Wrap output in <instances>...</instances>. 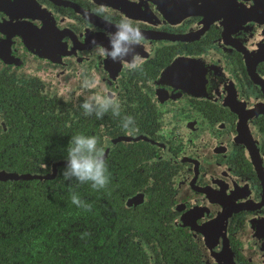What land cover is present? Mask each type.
<instances>
[{"label": "flooded vegetation", "instance_id": "1", "mask_svg": "<svg viewBox=\"0 0 264 264\" xmlns=\"http://www.w3.org/2000/svg\"><path fill=\"white\" fill-rule=\"evenodd\" d=\"M123 19L143 33L142 71L91 43ZM113 96L119 115L84 114ZM79 134L111 174L87 196L63 176ZM31 184H74L92 206L37 258L22 242L40 264H99L113 232L117 264H264V0H0V203Z\"/></svg>", "mask_w": 264, "mask_h": 264}, {"label": "trees", "instance_id": "2", "mask_svg": "<svg viewBox=\"0 0 264 264\" xmlns=\"http://www.w3.org/2000/svg\"><path fill=\"white\" fill-rule=\"evenodd\" d=\"M60 141L62 145L66 146L67 140L65 138L60 139ZM51 150L55 153L59 151L55 146L51 147ZM59 155L61 153L57 156ZM81 185L86 186V189L79 190V195L87 196V185L89 184ZM40 186L41 190L35 191L31 184L26 193L21 195V202L18 204H16L17 199L14 203L8 198L0 203V264H40V260H30L23 254L21 245L24 240L31 242L30 255L32 259L37 258L38 254L36 253L42 250L44 242L51 244L56 242L53 239H58V237L60 242L64 240L65 232L61 234L64 229L58 223L66 221L65 224L67 225V222H73L76 219L74 215L81 216L80 221L83 220V223L91 217L88 211L83 208H78L76 205L71 208L69 199L75 192L73 190L74 184H40ZM56 186L62 188L64 193H60ZM59 218L63 220H57ZM116 234L115 232L108 234V239L114 244L109 252L111 257L100 260L99 264H102L103 261L106 264L122 262L121 247L116 242V239L121 236H115ZM18 246H20L19 250L17 249ZM136 251L131 247L130 255L134 256L133 253L136 254Z\"/></svg>", "mask_w": 264, "mask_h": 264}, {"label": "clouds", "instance_id": "3", "mask_svg": "<svg viewBox=\"0 0 264 264\" xmlns=\"http://www.w3.org/2000/svg\"><path fill=\"white\" fill-rule=\"evenodd\" d=\"M131 2L138 3L139 0H131ZM112 27L115 28L114 31L106 32L107 47L98 45L95 39L91 42L96 46L98 54L114 63H121L129 71H142L145 60L136 49L140 46L144 47L143 33L127 19L112 24ZM82 108L85 115L95 113L98 118H102L109 110H112L114 115H119V101L114 96L86 100L82 104ZM133 123L134 119L131 116L125 117L122 127L128 130ZM104 139L107 140V137ZM63 176L66 180L75 178L81 184L90 183L94 190L105 189L109 185L111 174L105 159L104 148L97 136L79 134L71 137ZM71 202L78 208H83L86 211L92 210V206L85 203L75 192L71 196ZM145 252L149 256L151 255L146 246Z\"/></svg>", "mask_w": 264, "mask_h": 264}, {"label": "water", "instance_id": "4", "mask_svg": "<svg viewBox=\"0 0 264 264\" xmlns=\"http://www.w3.org/2000/svg\"><path fill=\"white\" fill-rule=\"evenodd\" d=\"M236 209H239V208H236ZM224 212L229 213L230 211L229 210H225Z\"/></svg>", "mask_w": 264, "mask_h": 264}]
</instances>
